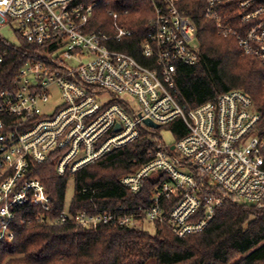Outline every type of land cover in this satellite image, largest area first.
Returning <instances> with one entry per match:
<instances>
[{"label":"built area","instance_id":"obj_1","mask_svg":"<svg viewBox=\"0 0 264 264\" xmlns=\"http://www.w3.org/2000/svg\"><path fill=\"white\" fill-rule=\"evenodd\" d=\"M151 1L156 17L141 45L147 66L118 49L134 35L118 11L109 10L110 32L89 30L97 0H0V40L8 28L39 48L0 94L1 242L13 245L16 208L52 211L34 165L53 160L60 176H73L176 120L188 134L168 145L157 133L147 161L121 179L133 194L154 179L147 208L94 204L76 215L66 209L57 222L86 229L149 222L179 238L204 232L227 201L264 207V136L254 100L237 89L199 107L184 101L177 70L200 59L197 27L178 0ZM205 1L219 35L237 38L242 54L264 66V0Z\"/></svg>","mask_w":264,"mask_h":264},{"label":"trees","instance_id":"obj_2","mask_svg":"<svg viewBox=\"0 0 264 264\" xmlns=\"http://www.w3.org/2000/svg\"><path fill=\"white\" fill-rule=\"evenodd\" d=\"M97 1L89 30L110 32L109 10L118 11L120 23L134 32L118 44V49L149 66L151 61L142 56L141 45L156 17L152 1L113 0L111 6H105L104 0ZM205 4V0L177 1V7L196 24L200 58L194 65L178 66L177 86L182 98L190 106L199 107L218 101L225 92L242 90L254 100L262 116L257 129L264 136V66L255 56L242 54L237 38L219 35L214 21L204 15ZM38 49L22 37L17 43L0 40L4 60L0 63V94ZM168 125L176 142L188 134L182 120ZM156 135L142 132L137 141L73 176H60L53 160L34 165V176L44 182L51 197L52 211L44 212L29 204L16 208L11 225L15 239L13 245L0 241V264H264V207L241 202L227 201L204 232L179 238L160 225H153L151 233L146 227L102 225L86 229L74 221L57 222L66 209L76 215L94 204L99 210L118 205L147 208L154 179L149 178L139 194L131 193L121 179L147 161L148 151L157 146ZM70 180L75 188L68 203Z\"/></svg>","mask_w":264,"mask_h":264},{"label":"rangeland","instance_id":"obj_3","mask_svg":"<svg viewBox=\"0 0 264 264\" xmlns=\"http://www.w3.org/2000/svg\"><path fill=\"white\" fill-rule=\"evenodd\" d=\"M2 34L4 37H6L10 42L13 43H17L18 42V38L15 35V33L8 29L5 28V30L2 31ZM107 98L105 100H108L109 97L108 95H106ZM55 103H57V100L55 101ZM157 133L162 135L163 140L168 144V145H173L176 143V139L174 136V132L171 129V126L169 125H163L161 126L160 129L157 130ZM175 155L179 154V151L174 153ZM74 188H75V184L73 180H70V184H69V188L67 191V196H68V203H70L71 199L73 198V194H74ZM148 226L146 227L147 231L149 230L151 233H154V226L148 222L147 224Z\"/></svg>","mask_w":264,"mask_h":264},{"label":"water","instance_id":"obj_4","mask_svg":"<svg viewBox=\"0 0 264 264\" xmlns=\"http://www.w3.org/2000/svg\"><path fill=\"white\" fill-rule=\"evenodd\" d=\"M147 124H148L150 127H152V128H155V129H158V128H159V126H158L157 124L153 123L152 121H147Z\"/></svg>","mask_w":264,"mask_h":264}]
</instances>
